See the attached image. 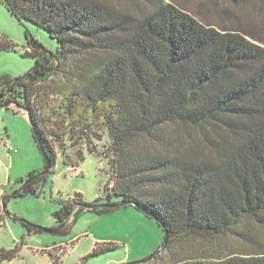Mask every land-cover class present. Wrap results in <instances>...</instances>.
<instances>
[{
  "label": "trees",
  "instance_id": "obj_1",
  "mask_svg": "<svg viewBox=\"0 0 264 264\" xmlns=\"http://www.w3.org/2000/svg\"><path fill=\"white\" fill-rule=\"evenodd\" d=\"M0 1L58 43L52 52L27 38L32 70L0 76V108L26 107L49 173L54 138L72 167L97 152L93 138H109L112 187L93 202L80 193L63 202L58 227L82 206L103 214L128 201L169 237L145 264H264V21L238 13L247 3L264 10V0L197 10L176 0ZM12 48L0 35V52ZM43 169L16 180L28 181L17 196L41 194ZM19 251L0 247V264Z\"/></svg>",
  "mask_w": 264,
  "mask_h": 264
},
{
  "label": "rangeland",
  "instance_id": "obj_2",
  "mask_svg": "<svg viewBox=\"0 0 264 264\" xmlns=\"http://www.w3.org/2000/svg\"><path fill=\"white\" fill-rule=\"evenodd\" d=\"M176 1L197 10L199 3L209 8L213 0ZM242 7L237 9L241 15L247 17L259 13L261 21H264V10L259 5L247 3ZM207 15L212 18L216 16L212 11ZM0 35L14 44V48L0 52V76L8 74L20 78L32 70L34 59L24 55L28 48L27 38L38 39L52 52L58 48L57 41L45 29L30 21L19 20L1 1ZM13 107L0 108V133L6 136L8 127L10 145L13 147L10 151L0 142V247L12 249L20 245V251L17 259L4 264H52L50 254L62 260L61 264H120L118 261H142L160 249L165 238L162 227L153 217L132 204L112 208L111 212L103 214L86 209L69 220L71 226L65 235L29 232L24 225L36 224L57 229L58 221L54 213L63 202L77 198V193L82 195L85 202H93L106 195L104 187L107 185L110 189L113 185L107 135L102 140L93 138L97 152L87 153L78 167L64 163L62 149L54 138L59 152L58 160L54 170L43 180L41 194L12 197L4 208V198L18 188L17 176L21 172L27 174L45 166L44 155L34 138L29 118L21 111L16 112ZM178 132L184 136V130ZM189 133L193 139H198L197 131L190 130ZM65 142L70 145L68 140ZM66 150L71 154V149ZM118 200L117 196L113 197V201ZM104 203L102 199L99 205Z\"/></svg>",
  "mask_w": 264,
  "mask_h": 264
},
{
  "label": "water",
  "instance_id": "obj_3",
  "mask_svg": "<svg viewBox=\"0 0 264 264\" xmlns=\"http://www.w3.org/2000/svg\"><path fill=\"white\" fill-rule=\"evenodd\" d=\"M26 75H24L23 77H25ZM18 106L20 107L21 109H23L24 111H27L26 107L22 104H20L19 102L17 101H13L12 103H8L7 106ZM38 143H39V146H40V149H41V152L43 153L44 155V160H45V166H44V169L43 171L40 173V175H47L52 167V162L50 160V158L48 157V154L43 146V143L41 142L40 139H38ZM28 181H26L21 187H19L16 191H14L12 194H9L7 195L4 200H3V206L4 208H6L7 206V201L12 198V197H15L17 195H19L20 193H22V191L24 190L26 184H27ZM129 204L128 201H122V202H119V203H116V204H107L108 206H110L111 208H120L122 207L123 205H127ZM88 207L87 206H83L75 216H77L78 214L82 213L83 211H85ZM156 219V218H155ZM21 220H24V219H21ZM25 222V221H24ZM31 226H33L35 229L39 230V231H43V232H47V233H54V234H59V235H65L69 232V229H70V226H71V221H68L65 225H63L62 227H59L57 229H52V228H47V227H43V226H40V225H36V224H31ZM168 234L165 236L164 238V242L162 244V246L160 247V249L158 251H156L152 256H150L149 258L147 259H144L142 261H137V262H123V263H120V264H139V263H143L145 261H148L150 259H152L153 257H155L157 254H159L161 251H163L168 243Z\"/></svg>",
  "mask_w": 264,
  "mask_h": 264
},
{
  "label": "crops",
  "instance_id": "obj_4",
  "mask_svg": "<svg viewBox=\"0 0 264 264\" xmlns=\"http://www.w3.org/2000/svg\"><path fill=\"white\" fill-rule=\"evenodd\" d=\"M15 106V105H14ZM17 108H15V110H20L23 114H26L25 112H24V110L23 109H21L20 107H18V106H16ZM19 111V112H20ZM27 115V114H26ZM27 117H28V115H27ZM9 131V129H8V127H6V136L7 137H9L11 134L8 132ZM38 169H41L40 167L39 168H36V169H34V170H38ZM31 171H33V170H31ZM24 175H26V174H22V172L19 174V176H17V179L19 178V177H21V176H24ZM60 245V244H59ZM61 245H63L62 243H61ZM127 260V259H126ZM126 260H124V261H126ZM119 263H122L123 261H118Z\"/></svg>",
  "mask_w": 264,
  "mask_h": 264
},
{
  "label": "built area",
  "instance_id": "obj_5",
  "mask_svg": "<svg viewBox=\"0 0 264 264\" xmlns=\"http://www.w3.org/2000/svg\"><path fill=\"white\" fill-rule=\"evenodd\" d=\"M0 142L8 147V149L11 151L13 150V147L10 145V140H9V137H6V136H2V133H0Z\"/></svg>",
  "mask_w": 264,
  "mask_h": 264
}]
</instances>
